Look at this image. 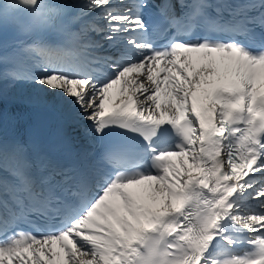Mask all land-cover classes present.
<instances>
[{
  "label": "snow or ice",
  "instance_id": "obj_1",
  "mask_svg": "<svg viewBox=\"0 0 264 264\" xmlns=\"http://www.w3.org/2000/svg\"><path fill=\"white\" fill-rule=\"evenodd\" d=\"M20 84L116 139L64 162L0 118V264H264V0H0Z\"/></svg>",
  "mask_w": 264,
  "mask_h": 264
},
{
  "label": "bare ground",
  "instance_id": "obj_2",
  "mask_svg": "<svg viewBox=\"0 0 264 264\" xmlns=\"http://www.w3.org/2000/svg\"><path fill=\"white\" fill-rule=\"evenodd\" d=\"M12 91L9 96L11 95H17L21 96L23 98H27L32 101L39 100L38 94L36 90L29 84H20L17 85L14 89H9L8 92ZM4 99H0V102H2ZM68 124H72L71 122L68 121ZM78 133H74L76 136Z\"/></svg>",
  "mask_w": 264,
  "mask_h": 264
}]
</instances>
